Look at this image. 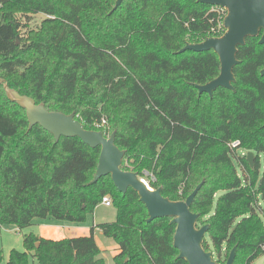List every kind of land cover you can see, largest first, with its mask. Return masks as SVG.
I'll list each match as a JSON object with an SVG mask.
<instances>
[{"label": "trees", "instance_id": "1", "mask_svg": "<svg viewBox=\"0 0 264 264\" xmlns=\"http://www.w3.org/2000/svg\"><path fill=\"white\" fill-rule=\"evenodd\" d=\"M114 3L0 0V79L49 112L74 113L86 130L106 136L107 123L125 151L122 169L163 197L185 200L203 181L190 207L197 227L209 226L203 248L225 264L236 246L234 264H251L264 253V44L247 38L233 68L235 92L217 88L210 98L195 86L219 75L216 54L178 52L221 37L225 12L198 0H123L112 11ZM38 14L37 29L23 24ZM28 126L0 85V227L23 229L34 219L80 225L104 196L116 215L87 236L26 235L25 251L11 250L7 264H30V257L105 264L95 228L117 245L113 264H187L173 247L170 218L147 223L137 194H121L110 176L90 184L99 147L76 137L56 142Z\"/></svg>", "mask_w": 264, "mask_h": 264}, {"label": "water", "instance_id": "2", "mask_svg": "<svg viewBox=\"0 0 264 264\" xmlns=\"http://www.w3.org/2000/svg\"><path fill=\"white\" fill-rule=\"evenodd\" d=\"M122 1L115 0L112 11H115ZM198 2L226 10L223 19L225 32L218 38L210 37L200 43H187L178 53L213 51L218 57L219 75L206 84L196 85L199 94L205 93L211 98L217 88L235 92L233 68L240 63L236 58L238 47L243 46L247 38L259 37L258 43L264 44V0H198ZM260 75L264 76V69L260 71ZM3 89L9 101L25 110L29 130L39 125L51 134L56 142L60 137H76L90 148L99 147L98 164L90 184H95L102 177L110 176L118 192L125 194L130 188L137 194L139 202L146 209L147 223L159 218H170V224L175 226L173 247L178 251L179 259L187 264H220L213 259L212 252L203 248L209 226L197 227L198 214L190 211L203 181L185 200L171 201L162 196L161 188L152 189L137 173L122 169L125 151L115 145V132L106 137L99 131L86 130L75 119L74 113L67 115L49 112L43 104H36L32 98L9 90L6 83ZM246 159L252 167L254 153L247 152ZM235 255L236 246L231 249L225 264H234Z\"/></svg>", "mask_w": 264, "mask_h": 264}, {"label": "rangeland", "instance_id": "3", "mask_svg": "<svg viewBox=\"0 0 264 264\" xmlns=\"http://www.w3.org/2000/svg\"><path fill=\"white\" fill-rule=\"evenodd\" d=\"M43 19L44 15L38 14L31 16L29 21L24 19L22 22L23 24H27V28L30 30H35L39 27ZM4 84L5 82L3 79H0V85L3 87ZM104 128L105 131H107L106 137H108L112 131L109 129L107 123H104ZM237 153L245 155V151L243 150H238ZM115 215L116 208L112 206V204L110 207H105L100 203L96 206L93 213L87 216L85 223L80 225L54 219H34L30 226L23 229H19L13 225H2L0 227V251L2 253V264H7L11 250H16L18 252L25 251L23 247V238L26 235H47L48 237H51L49 239L55 240L77 237L79 235L87 236L90 234V229L93 226L114 222ZM45 226L51 227L49 230H46ZM93 233L96 244L101 251L100 258L104 260L105 264H113V256L117 252V245L112 239L103 236L98 228H95ZM29 261L30 264H36L35 260L31 257L29 258ZM251 264H264V253Z\"/></svg>", "mask_w": 264, "mask_h": 264}, {"label": "built area", "instance_id": "4", "mask_svg": "<svg viewBox=\"0 0 264 264\" xmlns=\"http://www.w3.org/2000/svg\"><path fill=\"white\" fill-rule=\"evenodd\" d=\"M212 7H215V8H218V9H220L222 12H225V15H226V10L225 9H223V8H221V7H217V6H212ZM225 17V16H224ZM224 19V18H223ZM222 27H223V21H222ZM223 30H224V27H223ZM224 32H225V30H224ZM104 121L102 122V125H104ZM238 145V142H233L232 144H231V147H236ZM144 180V179H143ZM145 181V180H144ZM146 182V181H145ZM147 183V182H146ZM148 184V183H147ZM101 204L103 205V206H105V207H110L111 206V200L109 199V197L108 196H104L102 199H101Z\"/></svg>", "mask_w": 264, "mask_h": 264}, {"label": "crops", "instance_id": "5", "mask_svg": "<svg viewBox=\"0 0 264 264\" xmlns=\"http://www.w3.org/2000/svg\"><path fill=\"white\" fill-rule=\"evenodd\" d=\"M46 227V230H49L51 226H45ZM45 234V233H44ZM80 236V235H79ZM41 237H44V238H51V237H48L47 235H41ZM117 247V246H116ZM118 248V247H117Z\"/></svg>", "mask_w": 264, "mask_h": 264}]
</instances>
